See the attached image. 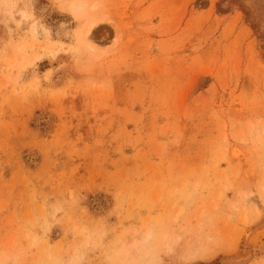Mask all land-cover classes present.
I'll return each mask as SVG.
<instances>
[{"label": "rangeland", "instance_id": "obj_1", "mask_svg": "<svg viewBox=\"0 0 264 264\" xmlns=\"http://www.w3.org/2000/svg\"><path fill=\"white\" fill-rule=\"evenodd\" d=\"M0 264H264V0H0Z\"/></svg>", "mask_w": 264, "mask_h": 264}, {"label": "bare ground", "instance_id": "obj_2", "mask_svg": "<svg viewBox=\"0 0 264 264\" xmlns=\"http://www.w3.org/2000/svg\"><path fill=\"white\" fill-rule=\"evenodd\" d=\"M64 26V25H63ZM65 27V26H64ZM60 28V27H59ZM92 28H93V26H90L88 29H86V31H85V33H84V39L85 40H89V38H90V34H91V32H92ZM62 30H64V29H62ZM66 31V30H65ZM65 31L63 32V31H59L60 33H61V35L62 34H64L63 36L64 37H67V35H66V33H67V31H66V33H65ZM35 32V31H34ZM139 251V249L138 250H130V252H131V254H133V255H135L134 253L135 252H138Z\"/></svg>", "mask_w": 264, "mask_h": 264}]
</instances>
